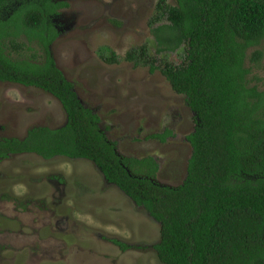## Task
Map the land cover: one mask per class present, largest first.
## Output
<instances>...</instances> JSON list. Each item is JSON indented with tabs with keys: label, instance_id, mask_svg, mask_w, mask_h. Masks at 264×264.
Returning <instances> with one entry per match:
<instances>
[{
	"label": "trees",
	"instance_id": "16d2710c",
	"mask_svg": "<svg viewBox=\"0 0 264 264\" xmlns=\"http://www.w3.org/2000/svg\"><path fill=\"white\" fill-rule=\"evenodd\" d=\"M66 6L0 0V81L50 93L67 116L59 128L38 126L21 139L0 138V161L24 153L92 161L108 183L159 223L153 250L161 264H264V88L253 74L264 70V0H158L149 20L156 53L140 45L124 56L159 70L193 113L194 128L186 136L192 152L177 188L153 181L158 164L152 156L116 152L99 116L56 66L50 45L58 32L51 18ZM32 46L41 49V61ZM182 46L181 63L162 56ZM106 52L107 62H118L114 51ZM170 134L146 138L164 142Z\"/></svg>",
	"mask_w": 264,
	"mask_h": 264
},
{
	"label": "rangeland",
	"instance_id": "374dc122",
	"mask_svg": "<svg viewBox=\"0 0 264 264\" xmlns=\"http://www.w3.org/2000/svg\"><path fill=\"white\" fill-rule=\"evenodd\" d=\"M55 1L68 4L52 18L58 32L50 45L56 65L82 104L99 116L100 129L120 156H152L158 164L153 181L179 187L192 152L186 136L194 128L193 113L159 70L124 59L140 45L156 53L149 20L158 0ZM32 48L41 61V49ZM106 49L118 62L103 58ZM184 51L182 46L162 56L179 64ZM253 74L264 88V70ZM66 120L50 93L0 83V138L21 139L33 127L59 128ZM166 130L171 134L164 142L146 138ZM159 229L142 207L102 178L92 161L45 160L34 153L0 161V264H161L153 250Z\"/></svg>",
	"mask_w": 264,
	"mask_h": 264
},
{
	"label": "clouds",
	"instance_id": "9594fccd",
	"mask_svg": "<svg viewBox=\"0 0 264 264\" xmlns=\"http://www.w3.org/2000/svg\"><path fill=\"white\" fill-rule=\"evenodd\" d=\"M55 15H53L52 16V18L54 17ZM52 18H51V22H52ZM53 23V22H52ZM55 27V26H54ZM58 36V35H57ZM54 42V41H53ZM52 42V43H53ZM57 66V65H56ZM58 67V66H57ZM59 68V67H58ZM0 83H10V84H19V85H22V86H24V87H31V86H27V85H25V84H21V83H17V82H10V81H0ZM102 178H103V176H102ZM116 241V240H115ZM118 242V241H117ZM158 242V241H157ZM119 243H121V242H119ZM123 244V243H122ZM123 245H125V244H123ZM155 245V244H154ZM153 245V246H154ZM126 246V245H125ZM121 249H123V250H125L126 249V247L125 248H122V247H120Z\"/></svg>",
	"mask_w": 264,
	"mask_h": 264
},
{
	"label": "flooded vegetation",
	"instance_id": "af4514ba",
	"mask_svg": "<svg viewBox=\"0 0 264 264\" xmlns=\"http://www.w3.org/2000/svg\"><path fill=\"white\" fill-rule=\"evenodd\" d=\"M64 77H65V76H64ZM116 152H117V151H116ZM10 156H11V155H10ZM128 198H129V197H128ZM114 243L117 244V241L114 240ZM117 245H118V244H117ZM118 247H120V246L118 245ZM138 247H141V246H138ZM125 250H126V249H125Z\"/></svg>",
	"mask_w": 264,
	"mask_h": 264
}]
</instances>
